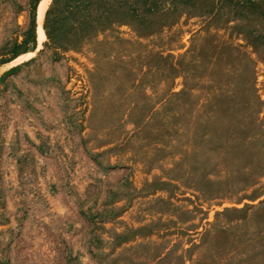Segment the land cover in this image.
Wrapping results in <instances>:
<instances>
[{
    "label": "rangeland",
    "instance_id": "374dc122",
    "mask_svg": "<svg viewBox=\"0 0 264 264\" xmlns=\"http://www.w3.org/2000/svg\"><path fill=\"white\" fill-rule=\"evenodd\" d=\"M43 1L0 0V264H264V0Z\"/></svg>",
    "mask_w": 264,
    "mask_h": 264
},
{
    "label": "bare ground",
    "instance_id": "6f19581e",
    "mask_svg": "<svg viewBox=\"0 0 264 264\" xmlns=\"http://www.w3.org/2000/svg\"><path fill=\"white\" fill-rule=\"evenodd\" d=\"M45 9H46V0H44L40 5H39V9H38V13H39V18H43L44 16V12H45ZM39 33H40V40L41 42L44 40L45 38V34L41 28V25H40V29H39ZM42 49V43H40V45L38 46L37 50L34 51V52H30V53H26V54H23L21 56H19L18 58H16L15 60H13L12 62L6 64L4 66V68H9L11 66H13L14 64L22 61V60H25L31 56H34L38 51H40ZM1 71V70H0Z\"/></svg>",
    "mask_w": 264,
    "mask_h": 264
},
{
    "label": "trees",
    "instance_id": "16d2710c",
    "mask_svg": "<svg viewBox=\"0 0 264 264\" xmlns=\"http://www.w3.org/2000/svg\"><path fill=\"white\" fill-rule=\"evenodd\" d=\"M47 33V32H46ZM47 35H48V33H47ZM33 42H35V40L33 39ZM26 52H28V50H26Z\"/></svg>",
    "mask_w": 264,
    "mask_h": 264
}]
</instances>
